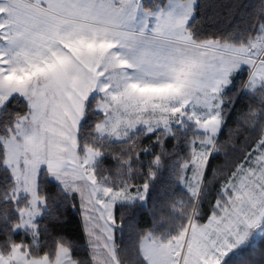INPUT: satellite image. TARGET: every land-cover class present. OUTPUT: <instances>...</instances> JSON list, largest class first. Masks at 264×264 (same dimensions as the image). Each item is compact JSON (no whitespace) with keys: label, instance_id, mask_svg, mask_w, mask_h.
Segmentation results:
<instances>
[{"label":"snow or ice","instance_id":"obj_1","mask_svg":"<svg viewBox=\"0 0 264 264\" xmlns=\"http://www.w3.org/2000/svg\"><path fill=\"white\" fill-rule=\"evenodd\" d=\"M205 7L0 0V264H237L230 254L264 234V0L227 30ZM141 152L153 157L147 171ZM164 171L184 194L159 213L153 205L152 227L121 250L116 204H146ZM77 195L84 256L67 236L44 241L49 225L38 220L61 223L58 198ZM21 230L27 243L13 239Z\"/></svg>","mask_w":264,"mask_h":264},{"label":"trees","instance_id":"obj_2","mask_svg":"<svg viewBox=\"0 0 264 264\" xmlns=\"http://www.w3.org/2000/svg\"><path fill=\"white\" fill-rule=\"evenodd\" d=\"M145 3H155L156 0H144ZM202 5L212 4V8H202V13L213 17V22L221 30L230 29L237 20L240 19L242 14L250 13L253 11L254 5H258V0H200ZM236 5L240 7L237 8ZM201 18H198L197 23H201ZM249 100L245 98L237 106L236 112H233V121L246 110ZM234 125H230L233 127ZM194 131V130H193ZM188 139L192 138V132L188 131L184 133ZM227 134L221 137L226 139ZM243 139V138H241ZM150 141L146 138L141 139V147H147ZM175 141L168 144V150L173 151ZM159 148H157V152ZM135 155V154H134ZM153 157L146 156L142 152L139 155V160L145 165L144 171H147V164ZM221 163V161H216ZM114 161L109 159L106 161V167H113ZM139 165H137V168ZM134 183L141 185L143 183V177L137 175ZM4 186L3 173L0 172V188ZM41 189L48 193L50 197H56L57 186L56 182L49 176H40ZM182 185L175 183V178L170 171H164L157 180L153 182L148 192V200L146 204L137 203L135 208L129 209L126 205L117 203L115 206L114 215L116 217L115 227V239L114 242L121 250H132L135 240L137 239L138 231L147 230L153 225V212L151 211L153 205L156 206L157 213L160 212V205L163 202L171 201L173 199L179 200L183 195ZM214 196V193L209 194V199ZM59 206L54 209L61 217L62 222L59 224H53L49 221V217L42 215L38 218L41 225H49V233L44 237V241L51 244L54 237L57 235L67 236L70 240L74 241L77 249V256H84L87 251V237L84 234L82 224V210L80 207V198L77 195L76 198L65 199L63 196L59 197ZM52 203V201H50ZM205 212L208 211V200L206 199L203 204ZM164 211L167 212L165 206ZM121 218L122 226H121ZM159 219V214L157 215ZM179 216H176L169 222L167 219L165 223L158 227V231H168L170 227H175L179 223ZM4 225L0 224V239H3ZM13 239L16 242L24 241L27 243L30 237L26 236L23 230L16 232L13 235ZM232 259L237 264H264V234L257 240H251L248 244L241 246L234 253L230 254Z\"/></svg>","mask_w":264,"mask_h":264},{"label":"rangeland","instance_id":"obj_3","mask_svg":"<svg viewBox=\"0 0 264 264\" xmlns=\"http://www.w3.org/2000/svg\"><path fill=\"white\" fill-rule=\"evenodd\" d=\"M133 196H135L136 195V193H135V191H133L132 193H131ZM114 211H115V209H114ZM39 218V217H38ZM263 234H257L255 237H253L252 239H250L246 244H248L251 240H257L260 236H262ZM113 238L115 239V228H114V232H113ZM246 244H244V245H246ZM243 246V245H242Z\"/></svg>","mask_w":264,"mask_h":264}]
</instances>
